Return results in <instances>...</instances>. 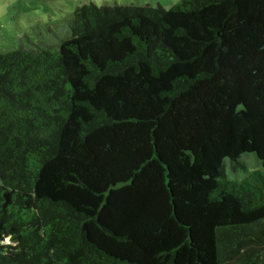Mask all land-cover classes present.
Instances as JSON below:
<instances>
[{"label":"trees","instance_id":"16d2710c","mask_svg":"<svg viewBox=\"0 0 264 264\" xmlns=\"http://www.w3.org/2000/svg\"><path fill=\"white\" fill-rule=\"evenodd\" d=\"M69 28L0 52V264H264V0Z\"/></svg>","mask_w":264,"mask_h":264},{"label":"rangeland","instance_id":"374dc122","mask_svg":"<svg viewBox=\"0 0 264 264\" xmlns=\"http://www.w3.org/2000/svg\"><path fill=\"white\" fill-rule=\"evenodd\" d=\"M178 0H0V52L16 48L55 47L70 33L69 23L76 5H150L168 8ZM241 167L233 169L228 158L222 170L229 180L241 179L247 171L261 169L251 152L241 153Z\"/></svg>","mask_w":264,"mask_h":264}]
</instances>
